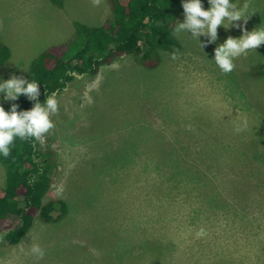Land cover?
<instances>
[{"label":"rangeland","instance_id":"rangeland-1","mask_svg":"<svg viewBox=\"0 0 264 264\" xmlns=\"http://www.w3.org/2000/svg\"><path fill=\"white\" fill-rule=\"evenodd\" d=\"M231 2L249 4L248 31L264 27V0ZM111 17L107 0H0V43L11 49L0 82L26 79L46 50L64 53L76 22ZM184 19L182 10L174 28ZM244 26L226 20L211 44L175 32L182 50L147 63L125 55L57 94L55 127L39 147L57 168L45 202L62 200L67 213L38 217L17 246L0 244V264H264V45L228 74L214 61Z\"/></svg>","mask_w":264,"mask_h":264},{"label":"trees","instance_id":"trees-1","mask_svg":"<svg viewBox=\"0 0 264 264\" xmlns=\"http://www.w3.org/2000/svg\"><path fill=\"white\" fill-rule=\"evenodd\" d=\"M59 7L64 0H51ZM112 17L99 27L75 23L76 36L64 53L61 49L46 50L33 61L26 78L39 84L40 103L53 93L61 94L76 80L96 76L101 67L125 55H141L144 63L160 60L158 50L178 52L183 46L175 34V20L183 10V0H107ZM11 49L0 43V66L6 64ZM158 63H156L157 65ZM258 68V69H257ZM264 76V63L257 66ZM261 77V78H262ZM18 111L31 110L35 101L26 96L4 105L12 104ZM0 163L6 171V182L0 186V244L19 245L32 230L39 217L45 222H56L67 213L62 200L45 202L56 177V165L51 152H43L39 141L16 137L10 146V155L0 154ZM15 226L4 228L10 219Z\"/></svg>","mask_w":264,"mask_h":264},{"label":"clouds","instance_id":"clouds-1","mask_svg":"<svg viewBox=\"0 0 264 264\" xmlns=\"http://www.w3.org/2000/svg\"><path fill=\"white\" fill-rule=\"evenodd\" d=\"M95 6H99L101 0H92ZM210 8L204 9L201 0H183L184 22L178 23L175 32L191 33L193 38L200 41V37L208 38V43H215L218 39V28L223 26L227 20L230 26L234 22L244 21L242 36L233 38L229 36L223 44L214 50V61L220 70L231 73L234 68V60L241 55H246L249 50H256L264 45V27H258L252 31L247 30L248 18L245 13L249 8L247 2L239 7L231 0H208ZM237 28L241 25L235 24ZM202 49L206 44L200 42ZM175 58V56H173ZM0 94H4L6 101L12 102L20 96H26L30 101H35L31 110L18 111L19 105L12 104L11 110L5 111L0 106V154L5 158L10 155V146L16 137L22 140L28 138L43 142L45 135L55 127L51 117L59 113V104L56 94L46 96V101L40 103L39 84L12 75L10 79L0 82ZM31 252L39 258H43L45 251L39 245H33Z\"/></svg>","mask_w":264,"mask_h":264},{"label":"bare ground","instance_id":"bare-ground-1","mask_svg":"<svg viewBox=\"0 0 264 264\" xmlns=\"http://www.w3.org/2000/svg\"><path fill=\"white\" fill-rule=\"evenodd\" d=\"M40 21V20H39ZM78 107V106H77ZM177 148V147H176ZM192 148V147H191ZM177 153V152H176ZM179 153V152H178ZM182 157V156H181ZM264 261V260H263Z\"/></svg>","mask_w":264,"mask_h":264}]
</instances>
